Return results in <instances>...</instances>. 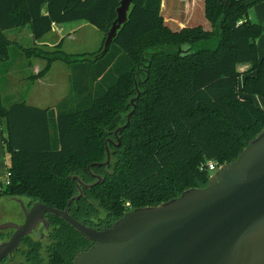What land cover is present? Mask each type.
I'll list each match as a JSON object with an SVG mask.
<instances>
[{"label": "trees", "instance_id": "trees-1", "mask_svg": "<svg viewBox=\"0 0 264 264\" xmlns=\"http://www.w3.org/2000/svg\"><path fill=\"white\" fill-rule=\"evenodd\" d=\"M120 1L0 0L3 74L10 71L12 52L45 62L29 78L33 82L57 61L71 72L68 96L46 109L25 101L4 106L0 81V125L5 120L7 128L2 145L9 161L0 199L64 210L78 195L73 177L93 184L98 175L103 182L83 189L69 213L86 226L107 228L136 208L205 187L209 162L222 166L234 161L264 129V106L253 99L264 100V58L258 59L256 44L263 29L249 20L257 1L205 0L212 30L196 26L173 31L164 24L162 0H133L128 22L104 55L102 49L68 54L63 40L52 47H24L5 35L28 27L38 41L55 24L85 21L105 40ZM239 63L252 64L241 88ZM135 97L134 113L118 141L114 132L126 124ZM106 144L110 163L92 166L106 161ZM46 218L50 229L44 239L24 237L2 264H72L89 247L65 221ZM11 233L0 234V241Z\"/></svg>", "mask_w": 264, "mask_h": 264}, {"label": "water", "instance_id": "water-1", "mask_svg": "<svg viewBox=\"0 0 264 264\" xmlns=\"http://www.w3.org/2000/svg\"><path fill=\"white\" fill-rule=\"evenodd\" d=\"M132 3L120 1L101 55L108 52L117 32L128 22ZM137 97L130 102L133 110L126 124L114 132L118 141L119 132L130 123ZM108 143L113 141L108 139ZM107 144L106 161L92 166L110 163ZM93 177V184L73 177L78 195L64 210L11 198L24 220L22 224L0 223V232H12L8 240L0 242V264L12 258L24 237L44 239L50 229L48 215L65 221L90 243L72 264H264V129L234 161L211 174L205 187L187 189L156 206L136 208L103 229L86 226L69 213V206L83 196V189L103 182L101 176Z\"/></svg>", "mask_w": 264, "mask_h": 264}, {"label": "rangeland", "instance_id": "rangeland-1", "mask_svg": "<svg viewBox=\"0 0 264 264\" xmlns=\"http://www.w3.org/2000/svg\"><path fill=\"white\" fill-rule=\"evenodd\" d=\"M182 9L183 6L179 5L176 6L172 12L180 13V10L182 11ZM161 15L164 24L171 29V0H162ZM179 21H181L180 23L183 25L186 20L184 18L183 20L179 19ZM197 22L198 25L202 24V21L199 19ZM78 27L79 30L74 33L71 38L65 40L63 51L78 56L83 53H93L100 50L104 42L103 34L88 23L80 24ZM13 30L6 31V36L10 37L12 34L11 31ZM27 30L28 28L25 27L23 35H26ZM23 40L25 41L26 39L23 37ZM32 45L33 43L26 45L23 44L22 46L31 47ZM10 61V71L7 74H3V70L7 65L0 63L1 94L4 106L8 107L13 103L26 101L28 104L36 107L53 108L68 96L71 72L62 62H54L46 81L42 80L41 83H37L36 81L33 82L29 79L33 74V68L31 69L29 66H24L19 69L16 68L18 63L30 61L35 62L37 59L27 60L26 58H22L18 53L14 54V52H12ZM38 61L41 63L40 68L44 67L45 62L41 60ZM11 72H14L15 75L10 77ZM135 89L137 92H140L141 90L138 84H135ZM263 101L262 98H257L256 104L258 106H260L259 104L261 103L264 105ZM3 125H5V121L1 123L0 129H5V126L3 127ZM3 134L6 135L5 131ZM8 164V157L4 154L0 158L1 183H4L6 180ZM22 200L25 202L27 201L25 199ZM20 210L19 205L11 199H0V211L4 212L3 214L0 213V223L13 222L16 224H22L24 217L21 214L22 210Z\"/></svg>", "mask_w": 264, "mask_h": 264}, {"label": "crops", "instance_id": "crops-1", "mask_svg": "<svg viewBox=\"0 0 264 264\" xmlns=\"http://www.w3.org/2000/svg\"><path fill=\"white\" fill-rule=\"evenodd\" d=\"M245 1L248 3H253L255 1H257L249 10V20H251L252 22L258 23L262 26L263 33L257 39L256 44H257L258 59H263L264 58V0H245ZM179 5L183 6L182 11L180 10V13L172 12L173 9ZM184 18L186 21L182 25L180 23L181 21H179V19L183 20ZM198 19L202 21L201 25L197 24ZM83 23H87V22L75 21V22H70V23H65V24H55L53 26L52 31L38 41L33 40L32 33L28 27H27L28 30L26 32V35H23V31H24L25 27L24 28H16L14 30L11 29L14 32L11 31L12 34L8 38L10 41L18 43L20 45H23V44L26 45V44L33 43V44H36L38 46L47 45L49 47H52V46L58 44L61 40H63V45H64L65 40L71 38V36L79 30L78 26L80 24H83ZM196 26H201L206 31L211 30V24L209 23V21L205 17V0H171V30L180 31L184 28H192V27H196ZM5 35H6V33H5ZM23 37L27 41L26 40L24 41ZM24 66H29L31 69L33 68L32 69L33 74H37L43 68V67L40 68L41 63L38 60L35 62L30 61V62L18 63L16 68L19 69V68H22ZM251 67H252L251 63H239V64H237V66H236L237 71L240 74H242V76L239 78V88H241L243 80H244L243 74L248 72ZM51 69H52V67H51ZM51 69H50V71H51ZM50 71L48 72V74L50 73ZM17 74H19V73H17ZM48 74L45 77H43L42 79L37 80L36 82L41 83L42 80L46 81ZM14 75H15L14 72L10 73V77L14 76ZM257 98H259V97H257V96L253 97L255 102H256ZM28 105H30V104H28ZM259 105L261 107L264 106V105H262V103ZM30 106H33V105H30ZM34 107H36V106H34ZM38 108H41V107H38ZM41 109H46V108H41ZM3 121H5V120H3ZM3 127L5 129H0V158H1V156L4 155L3 154V145H2V135H4L3 134L4 131H5V134L7 133L6 122H5V125H3ZM0 213L3 214L4 212L0 211Z\"/></svg>", "mask_w": 264, "mask_h": 264}, {"label": "built area", "instance_id": "built-area-1", "mask_svg": "<svg viewBox=\"0 0 264 264\" xmlns=\"http://www.w3.org/2000/svg\"><path fill=\"white\" fill-rule=\"evenodd\" d=\"M208 171L210 172V174H213L216 170L219 169V165H217V163L215 162H209L208 164ZM9 178V174L7 173L6 174V181L8 180ZM8 183V182H7Z\"/></svg>", "mask_w": 264, "mask_h": 264}, {"label": "flooded vegetation", "instance_id": "flooded-vegetation-1", "mask_svg": "<svg viewBox=\"0 0 264 264\" xmlns=\"http://www.w3.org/2000/svg\"><path fill=\"white\" fill-rule=\"evenodd\" d=\"M21 214H22V216H23V213H22V211H21ZM24 217V216H23ZM38 228H41V226H39ZM4 232H7V231H3V232H0V234H2V233H4ZM12 234V233H11ZM46 234V233H45ZM11 236V235H10ZM2 241H4V240H1L0 242H2Z\"/></svg>", "mask_w": 264, "mask_h": 264}]
</instances>
